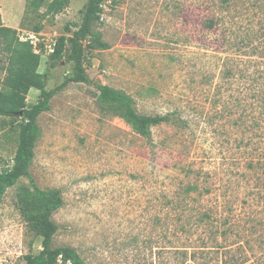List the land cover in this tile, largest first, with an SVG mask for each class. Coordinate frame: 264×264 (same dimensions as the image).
I'll use <instances>...</instances> for the list:
<instances>
[{
    "label": "rangeland",
    "instance_id": "rangeland-1",
    "mask_svg": "<svg viewBox=\"0 0 264 264\" xmlns=\"http://www.w3.org/2000/svg\"><path fill=\"white\" fill-rule=\"evenodd\" d=\"M87 1L41 17L26 0H0V23L40 52L47 89L71 70L66 51L50 66L52 44ZM96 29L108 48L86 51L92 83H70L37 118L30 173L63 201L51 246L75 248L86 264H264V0H103ZM94 83L177 123L142 138ZM38 93L29 89L27 105ZM20 122L0 116V170ZM21 183L0 205V264L41 249L18 209ZM200 211L210 217L198 222Z\"/></svg>",
    "mask_w": 264,
    "mask_h": 264
},
{
    "label": "trees",
    "instance_id": "trees-1",
    "mask_svg": "<svg viewBox=\"0 0 264 264\" xmlns=\"http://www.w3.org/2000/svg\"><path fill=\"white\" fill-rule=\"evenodd\" d=\"M68 2L69 0H51L48 3L47 0H26L25 12H35L43 17L56 12L59 3L66 5ZM102 3L103 0H88L82 7L81 19L75 28L71 29L66 25L65 33L54 40L48 55L50 66H55L56 61L66 51L65 61L70 63L71 70L60 84L51 89L46 88L47 75L37 71L40 52L36 51L29 40L19 39L16 29L0 23V73L3 74L0 81V116L21 120L12 163L6 169L0 170V205L9 187L22 178L27 179V184L21 183L17 186V205L30 229L41 237V249L37 254L26 255L23 264H86L75 248L51 246L52 238L58 230L51 214L63 203L61 191L58 188L41 189L36 186L29 168L39 135L38 116L50 110L51 98L70 83L91 84L84 65L86 51L108 48V43L96 29L102 16ZM45 4V12L40 15L39 9ZM40 30L41 25L33 27L35 33ZM94 85L97 90L96 99L116 111L142 138L151 137L153 126L166 122L177 123L169 114H139L128 94L101 83ZM31 88L37 89L39 93L36 101L27 105L26 95ZM200 215L198 222L203 221L204 217H210L209 213L203 211ZM183 253L186 254L185 250ZM191 256L194 257L195 254L192 253Z\"/></svg>",
    "mask_w": 264,
    "mask_h": 264
},
{
    "label": "built area",
    "instance_id": "built-area-1",
    "mask_svg": "<svg viewBox=\"0 0 264 264\" xmlns=\"http://www.w3.org/2000/svg\"><path fill=\"white\" fill-rule=\"evenodd\" d=\"M102 6V5H101Z\"/></svg>",
    "mask_w": 264,
    "mask_h": 264
}]
</instances>
